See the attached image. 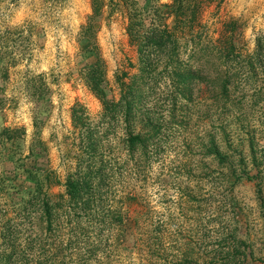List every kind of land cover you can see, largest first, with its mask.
<instances>
[{"label":"rangeland","instance_id":"obj_1","mask_svg":"<svg viewBox=\"0 0 264 264\" xmlns=\"http://www.w3.org/2000/svg\"><path fill=\"white\" fill-rule=\"evenodd\" d=\"M91 13L92 0H0V57L6 56L0 61V185L27 188L23 166L65 182L74 105H85L93 120L102 111L85 77L97 54L111 98L120 96L117 76L129 81L137 72L125 14L116 3L106 5L87 41L81 31ZM203 24L216 40L228 36L253 52L264 32V0H214L204 7ZM192 51L183 59L198 71L189 94L162 64L142 81L141 112L129 128L143 134L146 147L130 152L122 145L128 126L109 131V148L121 164L107 203L124 223L104 232L105 249L91 264H264V207L257 191V182L264 184V111L249 112L244 125L224 126ZM213 142L227 154L224 163L213 154ZM247 172L257 174L256 181ZM64 190L58 184L50 192Z\"/></svg>","mask_w":264,"mask_h":264},{"label":"trees","instance_id":"obj_2","mask_svg":"<svg viewBox=\"0 0 264 264\" xmlns=\"http://www.w3.org/2000/svg\"><path fill=\"white\" fill-rule=\"evenodd\" d=\"M213 1L92 0V13L81 31L83 38H93L104 7L116 3L126 16L129 41L138 53L137 72L129 81L117 76L120 96L111 98L103 59L97 54L85 77L101 101L102 111L93 120L85 105H74L72 142L65 150V182L53 178L48 170L23 166L19 169L30 183L27 188L14 183L0 185V264H91L105 249L104 232L124 223L123 214L107 203L109 182L119 173L121 164L109 148V131L119 125L128 126L122 145L130 152L147 146L143 134L129 126L136 125L141 112L145 91L142 81L153 78L156 66L162 64L180 90L189 94L198 74L197 67L183 62L184 53L191 48L193 54L188 56L201 61L199 72L211 94L210 106L220 109L224 126L244 125L249 121V112L255 108L264 111V32L257 35L250 53L243 52L228 36L216 40L204 32L203 24L204 7ZM5 59V55L0 57V61ZM148 119L155 126L150 116ZM3 131L12 132L10 128ZM211 147L222 163L227 161L220 146L213 142ZM249 147L256 168L253 141ZM241 165L246 168L245 162ZM256 177L247 172V179L256 181ZM58 184L64 185V192L51 193V187ZM257 191L264 207L262 180L257 182Z\"/></svg>","mask_w":264,"mask_h":264}]
</instances>
